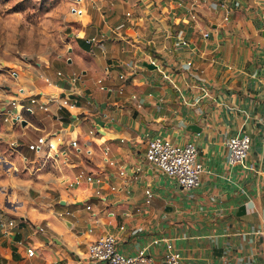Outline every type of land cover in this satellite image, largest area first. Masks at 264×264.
<instances>
[{
  "label": "crops",
  "instance_id": "crops-1",
  "mask_svg": "<svg viewBox=\"0 0 264 264\" xmlns=\"http://www.w3.org/2000/svg\"><path fill=\"white\" fill-rule=\"evenodd\" d=\"M88 4L80 9L87 21L70 34L67 46L65 72L80 71L81 81L64 83L63 92L44 83L32 87L29 96L45 98L49 90L59 96L46 99V110L23 113L25 124L8 125L4 139L20 142L11 149L21 158L33 159L25 143L43 134L53 150L67 152L43 164L27 162L37 164L31 203L13 204L10 189L0 187V218L15 221L8 234L0 228V264H89V244L106 234L115 235L125 253L167 237L182 251L184 264H264V0H240L229 22L221 8L212 17V6L203 12L211 15L210 27L205 16L202 24H191L167 0ZM206 30L209 38L202 36ZM154 58L177 88L145 66ZM119 61L128 64L126 82L118 78L122 69L113 66ZM99 79L112 91L100 90ZM75 97L79 104L73 108ZM191 124L201 131L188 129ZM237 134L251 137L246 163L253 169L228 163L227 141ZM158 135L196 143L205 167L199 188L184 189L150 169L147 141ZM105 147L127 165L128 177L103 165ZM79 172L90 181L66 189L63 179ZM98 183L121 189L106 190L101 201L91 198ZM146 185L155 189L151 204L145 202ZM82 197L91 210L76 200ZM66 211L71 214L60 215ZM29 247L35 248L32 257ZM163 251V243L150 249L158 264Z\"/></svg>",
  "mask_w": 264,
  "mask_h": 264
},
{
  "label": "built area",
  "instance_id": "built-area-1",
  "mask_svg": "<svg viewBox=\"0 0 264 264\" xmlns=\"http://www.w3.org/2000/svg\"><path fill=\"white\" fill-rule=\"evenodd\" d=\"M170 3L175 4V9H179L182 15H186L191 24L200 25L204 16L206 18V23L210 27L212 20H209L211 15H204L203 12L212 10V6L216 9L211 12L212 17L217 13V9L221 8L224 10L223 21L229 22L231 20L232 11L240 5V0H167ZM130 15V12L127 13ZM200 30H202L200 28ZM204 38L210 37V30L202 32ZM150 63L156 66L159 70L160 76L172 84L175 88L176 84L174 80L169 76V74L163 72L160 69L161 62L159 59H151ZM127 63L119 61L113 66H116L122 71L118 74V78L123 81L128 80V73L125 70ZM142 65V64H141ZM232 69L231 66H229ZM131 73L136 72L135 68L129 69ZM40 78L44 83L45 87H48L54 91L61 90L64 91V83L68 85H73L76 82L81 81L82 74L77 72H65L63 70H56L53 75L41 74ZM99 89L102 91H112L110 87L103 83V79L98 80ZM203 88V87H202ZM52 90L46 92L45 98H39L36 95L27 97V102L22 103L24 99L17 97L8 99L3 107V114L5 115L4 121L15 124H21L25 118L23 113L29 115H34L38 110L47 109V100L50 96ZM123 88H120L122 91ZM49 94V96L47 95ZM59 96V95H58ZM132 99L136 96L132 95ZM58 98V97H57ZM56 99V98H54ZM79 104V98L75 97L71 106L73 108L77 107ZM61 120V119H60ZM96 126L98 124L96 123ZM91 135H96V131L90 130ZM121 143L126 140L124 138H119ZM10 147L16 150L20 142L18 140L10 141ZM252 140L247 134H237L229 138L227 141V146L229 149L228 163L232 166L243 165L246 168L253 169L252 165L246 163ZM27 149L34 154L33 159L28 156H22L25 162L38 163L40 160L42 164L47 161L57 157H65L67 150L65 149H52L48 145L47 135H37L32 141H27L25 143ZM69 145L74 148L75 151H80L79 147L74 141H70ZM88 145V143H85ZM39 157L41 159H36ZM145 162L150 166L152 171H157L163 175H166L175 185L183 187L187 190H194L202 185V175L205 172V167L202 161L199 159L198 146L193 141H187L184 143L177 142L169 136L158 135L150 138L147 141V146L144 154ZM103 165L107 168L117 169L119 176L128 177L127 165L118 159L115 154L112 153L111 149L108 147L103 148L102 153ZM141 168L133 171V179H137L140 175ZM145 172V171H144ZM105 174L111 177V173L106 170ZM148 175V173L146 172ZM128 180V178H126ZM87 179L85 172H79L72 177H66L63 179V184L66 189H74L83 186ZM121 188L114 184L105 185V183H98V187L94 189L91 194V198H97L98 200H105L107 198L106 190L117 191ZM144 197L146 204H151L155 197V189L152 185H146L144 189ZM82 201L86 205V209L91 210L92 206L86 203V199L82 197L81 199H76ZM70 211H66L61 216L70 215ZM109 215H113L111 212ZM0 216L3 217L2 214ZM0 218V228L3 233L8 234L9 230L15 226V221L12 219ZM122 229L125 226H121ZM160 243L164 244V251L162 255V264H184V257L182 251L176 246L175 241L172 238L167 237H154L150 242L140 247L135 253H125L122 252L118 247V239L113 234H106L93 240L88 247L87 260L89 264H158L150 253L151 247L158 245ZM29 256L35 255V248L29 247L27 249Z\"/></svg>",
  "mask_w": 264,
  "mask_h": 264
},
{
  "label": "rangeland",
  "instance_id": "rangeland-1",
  "mask_svg": "<svg viewBox=\"0 0 264 264\" xmlns=\"http://www.w3.org/2000/svg\"><path fill=\"white\" fill-rule=\"evenodd\" d=\"M85 2L91 7L88 0H0V187L10 189L13 204L35 198L37 164L25 163L4 139L9 123L2 107L8 99L29 97L43 83L41 74L69 71L67 46L70 34L87 21L80 17Z\"/></svg>",
  "mask_w": 264,
  "mask_h": 264
},
{
  "label": "water",
  "instance_id": "water-1",
  "mask_svg": "<svg viewBox=\"0 0 264 264\" xmlns=\"http://www.w3.org/2000/svg\"><path fill=\"white\" fill-rule=\"evenodd\" d=\"M144 64H145L146 67H148L151 70L156 69V66L154 64H152V63L145 62ZM47 95L49 96V94H47ZM50 96L52 98H57L58 97V93H52ZM102 106L105 107V104L103 103ZM99 122L101 124H103L102 121H99ZM23 124H25V121H23ZM188 129L193 130L195 132H200L201 131V128L198 125H196V124L189 125ZM61 204H65V201H62ZM65 222H66V224L68 226H72V223L69 220L65 219Z\"/></svg>",
  "mask_w": 264,
  "mask_h": 264
}]
</instances>
